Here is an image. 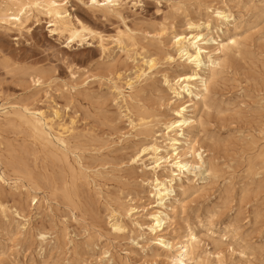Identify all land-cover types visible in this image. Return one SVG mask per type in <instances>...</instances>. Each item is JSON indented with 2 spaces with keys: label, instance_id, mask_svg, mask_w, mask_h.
I'll return each mask as SVG.
<instances>
[{
  "label": "rangeland",
  "instance_id": "obj_1",
  "mask_svg": "<svg viewBox=\"0 0 264 264\" xmlns=\"http://www.w3.org/2000/svg\"><path fill=\"white\" fill-rule=\"evenodd\" d=\"M132 7L108 15L87 0H70L75 22L96 35L73 47L51 35L44 16L18 38L0 29V115L39 107L54 118V129L69 128L66 158L57 157L18 119L1 118L0 174L7 181L0 183V200L9 207L6 218L0 214V264H172L175 244L189 231L202 239L197 264H264V0H143ZM219 9L229 10L234 21L221 25ZM198 19L213 20L201 33L224 44L231 37L238 41L214 62L216 76L194 112L200 128L190 133L193 159H202L213 174L195 169L189 181L174 175L183 187L176 185L171 207L163 208L169 219L153 232L151 213L160 207L152 208L157 202L146 180L155 177L130 158L155 138L165 145L163 123L182 103L164 82L183 69L168 54L174 53L175 35L189 32V22ZM150 57L156 62L152 70L145 64ZM141 70L147 74L130 91L125 82ZM141 118L152 127L133 128L130 121ZM187 159L193 160L189 153ZM158 175L173 176L168 169ZM129 205L138 207L132 217L125 214ZM15 209L27 217L26 225ZM114 213L122 232L111 227Z\"/></svg>",
  "mask_w": 264,
  "mask_h": 264
},
{
  "label": "bare ground",
  "instance_id": "obj_2",
  "mask_svg": "<svg viewBox=\"0 0 264 264\" xmlns=\"http://www.w3.org/2000/svg\"><path fill=\"white\" fill-rule=\"evenodd\" d=\"M142 1L143 0H87V2L90 3L91 8L102 10L105 12V14L108 15H113V14L120 15L121 8H123L125 5H132L133 7H135L139 5ZM69 2L70 0H0V29L15 32L18 38V36H22L23 34L30 33L32 31V28L34 26L33 20H35L37 24H39L42 16H44L48 18L47 22L49 24L48 27L51 35L58 36L60 39H63L64 42L66 43V47H73L76 44L84 45L85 43L89 42L91 37L94 38L96 35L94 31L85 27L83 24L75 22L73 14L69 12V10L67 9V5ZM216 13L219 17L217 20L220 21L221 25H229L234 21V16L229 10L219 9L216 11ZM212 24H213L212 19L194 20L189 22L188 24L187 29L190 30L189 32L175 35L174 37L175 50L173 54H168V60H170L171 62L181 61L178 62L177 66L182 67L183 69L179 74H177L172 79H169L164 76L165 78L164 82L167 83L169 90L175 94L174 96L175 101H179L182 103L173 109V115H174L173 118L167 120L166 122L162 120L164 122L163 124L165 126L166 132H163L160 135L165 137V140L163 139L165 141V145L162 146L158 144V140L157 138H155V140H153L154 142L141 144L140 147L137 150H135V152L132 154L130 158V161H132V163H137L140 161L143 165L149 167L151 173L155 177L152 180H146V184L151 187V195L155 199V202H157V204L153 205L152 208L160 207L158 210L155 209L156 211L151 213V217H153V221L149 225V228L153 232L161 230L164 227V225L167 223V220L169 219V212H167V210H164L163 208L171 207L169 201L171 198L176 197L177 195L176 185L178 184V187L181 188L183 187L182 184L176 182V178L174 177V175H177L180 181L183 178H187L189 181L190 179L188 174L195 171V169H199V173H197L198 175L210 176L213 174V170L211 166L207 165L205 162L202 161L201 159L202 156L200 154H199L201 159L200 162H197L193 159L192 150L190 151L188 150V146L190 145V138H191L190 133L193 130L200 128L201 125L199 122L200 119L199 120L197 119L194 112L197 103H203V104L205 103L204 94L209 92L210 83L212 82L213 78L216 76V71L215 69H213L214 62L218 63L220 61L224 53V50L227 47L231 49L233 48L235 49L238 46V41L236 38L231 37L229 39V42L227 44H224L223 42H218L214 37L210 36L208 33L204 34L200 32L202 28L205 29L211 28ZM98 37L100 40L101 49L105 51L107 49V47L103 43L105 39L102 35H99ZM210 43H215L217 46H210L209 45ZM118 44H121L120 38H118ZM194 50H197V53ZM212 52L216 53V55L214 56L215 60H212V55H211ZM204 53L209 54L207 60L205 59ZM222 61L224 60L222 59ZM192 63H195V65L193 64L194 65L193 66ZM145 64L147 66V69L152 70L155 67L156 62L154 59L150 57V59L145 61ZM27 70L29 71L30 69ZM40 72L42 74L43 71ZM74 74L75 73H73V76ZM146 74H147L146 70H141V73L139 75L134 77H129L125 82V85L127 86V88L130 89V91H136L135 86H137L136 85L137 81ZM146 79L147 78H145V80ZM36 82H41V78H37ZM123 92L124 91L119 89V94H124L125 92L124 93ZM186 96L190 97L187 101H185ZM133 97L135 98V96ZM201 98L202 100H200ZM56 116L59 118L60 114L56 112ZM1 118H3L4 120H8L10 122L11 121L13 122L15 121V119H18L21 123H23L29 129H31L33 132H35L39 137V139H41L43 143H45L47 146L51 148L54 155L58 157L59 154H63L62 148L67 146L65 134L69 128L65 126V124H60V127L58 129H54L53 126L54 118L53 119L48 118L45 111L42 108L24 107L22 109H14V108L12 110L6 109L4 110L3 114L0 115V120ZM149 121H145L143 118H141L139 123H135L134 120H131L130 123L133 128L142 127L147 129L152 127L151 126L152 123ZM188 153L190 154V158H192L193 160L187 159ZM63 155L66 158V155L65 154ZM174 167L178 168L177 170L178 172H175L173 170ZM162 169H168L173 176L172 177L165 176L163 178H160L158 173ZM60 172L62 171L60 170ZM201 178L203 179V177ZM6 179L7 178L5 174L1 173L0 183L2 184V182L7 181ZM50 184L48 185L50 186ZM25 190L28 191L27 192L28 194L32 195L34 201L35 199H38L36 192L32 193L27 188H25ZM8 207L4 205L3 202L0 200V214L3 215L5 218L7 217ZM19 207H21V205ZM26 210L28 209H25L24 212ZM14 212L19 218L23 219V221L25 222L24 224L26 225V222L28 221L27 217L17 209H15ZM137 212H138V207L131 205H129L125 210V214L128 217L134 216V214ZM111 222H112L111 227L115 232H122L125 230V226L123 225L122 221L119 219L117 213H114L111 216ZM40 237L41 239L45 240L46 233H41ZM201 242L202 239L200 237L196 236L194 233L189 231L188 234L186 235V238L183 241H180L175 244V248H174L175 253L173 254L172 257V264H197L198 261L197 258H199V256L196 255V251L197 249H199ZM160 244H162L163 246L170 247V244L164 242L163 240L160 242ZM172 247L173 246H171V248Z\"/></svg>",
  "mask_w": 264,
  "mask_h": 264
}]
</instances>
